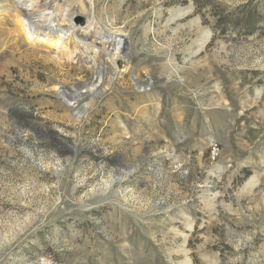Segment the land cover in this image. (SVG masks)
Segmentation results:
<instances>
[{"label":"rangeland","instance_id":"rangeland-1","mask_svg":"<svg viewBox=\"0 0 264 264\" xmlns=\"http://www.w3.org/2000/svg\"><path fill=\"white\" fill-rule=\"evenodd\" d=\"M27 1L0 0V264H264V0ZM57 10L61 48L28 41Z\"/></svg>","mask_w":264,"mask_h":264},{"label":"bare ground","instance_id":"bare-ground-1","mask_svg":"<svg viewBox=\"0 0 264 264\" xmlns=\"http://www.w3.org/2000/svg\"><path fill=\"white\" fill-rule=\"evenodd\" d=\"M36 2L37 0H28L27 3H31L29 5L21 4V3L18 4H20V6L24 5L25 8L27 9L28 7L33 8L35 6V4L33 3ZM59 11L60 10H57L56 12L55 11H44L43 13L41 12L35 18L36 21L32 23L29 22L27 19V18L33 19L31 17V14L28 11L24 12L25 16L27 17L26 18L27 20L21 21V28L27 40L32 41L34 43H43V44L51 45L53 47L61 48L64 37L68 33H74V31L72 30L69 31L60 25L61 24L60 22H63L65 20H60L61 18L58 15ZM45 23L48 25L43 27ZM123 37L124 35L121 34L118 35L112 34L106 36L107 38L106 40L114 42L113 51L115 56L118 55L126 45L124 40L125 37L124 38ZM63 95L66 98V94Z\"/></svg>","mask_w":264,"mask_h":264},{"label":"water","instance_id":"water-1","mask_svg":"<svg viewBox=\"0 0 264 264\" xmlns=\"http://www.w3.org/2000/svg\"><path fill=\"white\" fill-rule=\"evenodd\" d=\"M67 16V19H69V20H67L70 24H72V22L74 23V24H76V25H84V23H85V18L84 17H82V16H75V17H72L71 18V16L70 15H66ZM25 18H27V17H25ZM36 18V17H35ZM35 18H33V19H29V18H27L28 19V21L29 22H35L36 21V19ZM48 24H44V26L43 27H45V26H47ZM124 38V37H123ZM124 40L126 41V39L124 38ZM126 44H127V42H126ZM60 94H61V96H62V98L63 99H65V97H64V93H63V91L61 90L60 91Z\"/></svg>","mask_w":264,"mask_h":264}]
</instances>
